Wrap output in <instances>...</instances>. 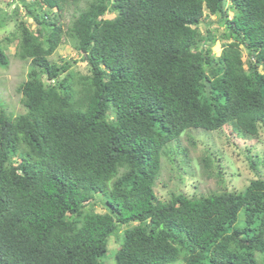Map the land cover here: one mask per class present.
<instances>
[{
    "label": "trees",
    "instance_id": "trees-1",
    "mask_svg": "<svg viewBox=\"0 0 264 264\" xmlns=\"http://www.w3.org/2000/svg\"><path fill=\"white\" fill-rule=\"evenodd\" d=\"M10 15L4 40L28 68L24 112L0 110V264H104L111 236L114 264H264L263 176L208 195L156 192L163 157L188 153L170 146L186 130L264 128V0H19L0 7V29ZM213 15L219 37L200 27ZM62 43L87 72L51 59ZM249 161L257 171L263 159Z\"/></svg>",
    "mask_w": 264,
    "mask_h": 264
},
{
    "label": "rangeland",
    "instance_id": "rangeland-1",
    "mask_svg": "<svg viewBox=\"0 0 264 264\" xmlns=\"http://www.w3.org/2000/svg\"><path fill=\"white\" fill-rule=\"evenodd\" d=\"M18 3L19 0H0V7L3 11L8 10L10 13ZM74 13H76L75 7L70 3L63 13L62 21L69 22ZM112 16H114L113 13L107 15V17ZM28 22L31 23L32 20L28 19ZM200 27L203 31L212 30L218 37L223 30L218 17L215 15L210 18L205 17ZM16 29V17L14 18L12 15L8 17L7 23L0 29V38L4 41L3 46L10 58L7 66L0 65V110L4 108L14 115L25 110L18 86L26 79L28 68V61L21 60L15 55L16 42L6 44L4 40ZM213 50L217 55L221 53V39L218 38L213 45ZM61 58L76 59L74 69L82 72L88 70L87 62L80 58V55L69 43H62L56 53L51 56L54 61H60ZM170 146L171 149L174 147L177 150L187 148L188 153L183 158V162H181V158L184 154L181 153V150L173 162L170 157H163L161 175L156 184L157 195L162 200L169 199L172 191L201 196L224 188L240 190L245 188L252 179L264 177V128L260 129L259 135L256 137L236 136L232 132L231 126L212 131L203 128H191L186 130L181 138L173 140ZM257 154L261 156L263 162L256 171L252 169L249 157ZM209 158L214 160L210 168H208ZM177 168H180L181 172H185L183 180L179 178ZM210 173L212 174L210 175ZM93 194L97 197L94 199L96 202L95 210L104 212V196L101 193ZM120 236L122 241V234ZM119 245V237L111 236L109 238V249L102 258L104 264L116 262L115 255Z\"/></svg>",
    "mask_w": 264,
    "mask_h": 264
}]
</instances>
